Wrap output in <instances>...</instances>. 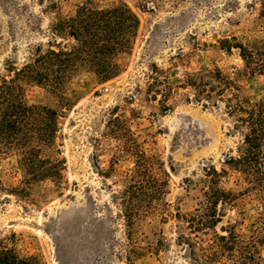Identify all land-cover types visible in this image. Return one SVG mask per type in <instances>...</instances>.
Listing matches in <instances>:
<instances>
[{"label":"rangeland","instance_id":"obj_1","mask_svg":"<svg viewBox=\"0 0 264 264\" xmlns=\"http://www.w3.org/2000/svg\"><path fill=\"white\" fill-rule=\"evenodd\" d=\"M259 1L0 0L1 76L11 74L5 69L9 64L26 62L35 45H71L72 37L55 35L52 25L57 16L74 15L83 4L124 2L139 20L131 50L118 57L117 76L100 82L79 71L68 84L72 104L61 113L56 138L57 156L65 161L60 186L47 178L35 183L27 198L12 194L21 179L17 158L0 154V240L34 256L36 264H191L177 244L178 234L188 230L174 217L192 211L200 199L199 189L186 188L187 178L196 180L204 165L228 168L225 160L237 154L241 135L232 130L234 117L225 112L224 102L197 103L194 91L183 84L187 73L201 67L217 66L231 74L243 67L238 51H223L218 39L261 35ZM152 64L161 70L159 82L149 89ZM235 81L242 97L264 99V72ZM24 89L29 103H56L37 85ZM114 116L133 132L134 147L158 161L156 172L166 183L161 203L133 225L134 245L127 241L120 206L112 199L132 165L128 157L111 163L125 138L105 134ZM243 183L231 169L222 178V187L238 192L239 198L236 206L220 205L217 231L240 219L246 232L260 213L259 199L239 192ZM261 256L264 263V247Z\"/></svg>","mask_w":264,"mask_h":264},{"label":"trees","instance_id":"obj_2","mask_svg":"<svg viewBox=\"0 0 264 264\" xmlns=\"http://www.w3.org/2000/svg\"><path fill=\"white\" fill-rule=\"evenodd\" d=\"M259 17L263 21L261 35L245 34L241 41L235 36L218 39L223 51H238L242 68L231 74L217 66L201 67L187 73L183 84L194 91L197 103L224 102L225 112L234 117L232 130L241 135L237 154L225 160L228 168L218 170L213 165H204L202 175L196 180L187 178L186 188L199 189L200 199L192 211H178L174 217L188 230L187 234H178L177 244L184 247L191 264H216L222 258L229 260L223 264H264L261 256L264 247V99L251 101L242 97L240 84L235 81L238 77L264 72V0L259 1ZM138 22L137 14L124 2L109 6L83 4L74 15L57 16L52 25L55 35L72 37L71 45L55 41L47 48L35 45L29 51V59L20 67L12 63L5 67L11 74L0 75V154L15 155L21 175L20 184L13 188L12 194L27 198L33 185L47 178L60 186L65 161L57 156L56 138L61 113L72 104L66 93L68 84L79 71L90 73L100 82L117 76L121 72L118 57L131 50L132 31ZM138 34L139 29H136L134 40ZM151 66L149 89L159 82L157 75L161 70L155 64ZM28 84L41 87L56 103H29L24 94V86ZM120 122L121 118L114 116L106 123L107 136H125L124 145L111 163L128 157L132 165L123 177L121 189L112 193V199L120 206L127 241L134 245L133 225L161 203L166 183L156 172L158 161L134 147L133 132ZM121 129L122 135L118 131ZM228 169L239 173L243 179L239 192L252 193L261 203L260 213L246 232L241 229L244 220L240 219L216 230L223 216L220 205L236 206L239 198L238 192L221 185ZM35 260L34 256L20 254L8 240H0V264H36ZM126 260L131 263L130 257Z\"/></svg>","mask_w":264,"mask_h":264}]
</instances>
